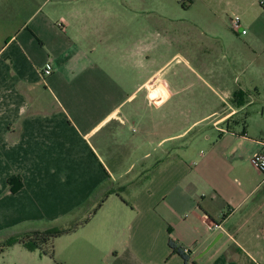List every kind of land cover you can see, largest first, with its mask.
Instances as JSON below:
<instances>
[{"label": "crops", "instance_id": "1", "mask_svg": "<svg viewBox=\"0 0 264 264\" xmlns=\"http://www.w3.org/2000/svg\"><path fill=\"white\" fill-rule=\"evenodd\" d=\"M175 1L0 0V236L63 217L79 226L58 239L80 258L185 264L172 240L186 264H264V174L237 166L264 147L230 128L243 93L220 95L178 53L149 55L200 48ZM177 60L198 82L167 78Z\"/></svg>", "mask_w": 264, "mask_h": 264}, {"label": "rangeland", "instance_id": "2", "mask_svg": "<svg viewBox=\"0 0 264 264\" xmlns=\"http://www.w3.org/2000/svg\"><path fill=\"white\" fill-rule=\"evenodd\" d=\"M178 1L181 4L178 5L175 1L167 9L168 14L177 17L180 22L185 23V26L195 30L194 35L200 48L196 51L190 48L187 51L182 46H175L173 49L165 47L164 50L155 51L149 55H153L156 61L166 62L178 53L186 58L191 67L220 95L224 96V93L232 92V99L235 93L242 92L245 106L232 118L230 128L238 133L244 130L251 144L258 142L264 147V5L260 6L261 0ZM235 16L240 18L245 34H235L232 31L230 19ZM146 25H150L148 21ZM187 53L190 55L188 56ZM203 64L208 67L207 73L202 69ZM165 75L170 80L177 78L182 84H187L191 80L198 82L195 72L188 71L182 60L174 62ZM202 88L197 90H206ZM204 101L198 99L196 103L201 102L202 104ZM199 117V112L196 111L191 115L172 118L170 116L168 119L171 120V124L174 122L172 124L174 127H172L177 128L183 126L188 120L193 121ZM172 127L169 126L165 132L171 131ZM252 148L253 145H250L239 153L237 166L245 179L253 181L252 170L256 169L251 165L250 158L255 154L248 159V153L252 151ZM237 178L242 182L241 177L237 176ZM258 187L264 190V175L258 180ZM55 190V187L52 188V191ZM70 225L71 223L63 217L23 222L12 229L14 234H7L5 230L4 235L0 236V243L26 233L67 229ZM68 240L62 238L54 242L52 260L47 249L36 252L15 249L20 250L22 254L0 258V264H67L66 261H72L74 264L78 262L81 264H112L109 258L91 260L73 256L71 248L75 241Z\"/></svg>", "mask_w": 264, "mask_h": 264}, {"label": "trees", "instance_id": "3", "mask_svg": "<svg viewBox=\"0 0 264 264\" xmlns=\"http://www.w3.org/2000/svg\"><path fill=\"white\" fill-rule=\"evenodd\" d=\"M239 95H241L240 92L234 94L235 97H238ZM260 173L264 174L263 172ZM7 183L9 185L10 192L13 194L16 193L21 187V179L19 177L9 178ZM78 226L79 224H73L67 229H50L43 232L35 231L32 233L23 234L21 236L9 238L0 243V254L14 245H20L28 251L47 249L50 252L51 259H53L52 255L54 241L64 235L72 233ZM168 246L171 249V255H178L186 264L189 253L184 252L172 240H169Z\"/></svg>", "mask_w": 264, "mask_h": 264}, {"label": "built area", "instance_id": "4", "mask_svg": "<svg viewBox=\"0 0 264 264\" xmlns=\"http://www.w3.org/2000/svg\"><path fill=\"white\" fill-rule=\"evenodd\" d=\"M259 4L260 6H263L264 0H261ZM230 26L235 34H245V30L242 29L241 21L238 16H235L234 18L230 19ZM44 74L49 75L50 72L48 70H45ZM250 163L258 172L264 173V153H257L253 155L250 158ZM263 240H264V236H263Z\"/></svg>", "mask_w": 264, "mask_h": 264}]
</instances>
